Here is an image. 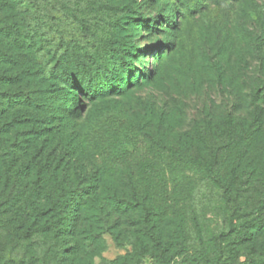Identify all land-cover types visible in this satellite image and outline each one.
<instances>
[{
  "label": "rangeland",
  "instance_id": "374dc122",
  "mask_svg": "<svg viewBox=\"0 0 264 264\" xmlns=\"http://www.w3.org/2000/svg\"><path fill=\"white\" fill-rule=\"evenodd\" d=\"M263 199L264 0H0V264H264Z\"/></svg>",
  "mask_w": 264,
  "mask_h": 264
},
{
  "label": "trees",
  "instance_id": "16d2710c",
  "mask_svg": "<svg viewBox=\"0 0 264 264\" xmlns=\"http://www.w3.org/2000/svg\"><path fill=\"white\" fill-rule=\"evenodd\" d=\"M132 72V64L128 62L127 60L123 61V78L128 79L130 78V74ZM137 76L136 73H133L132 78H135ZM122 84H117V88L120 89ZM87 88L89 90V93L92 95H101L105 91L99 88V86H91L87 84ZM259 99V94L257 92H254L252 95V103L254 104L253 111H252V117H253V124L250 125L248 129V134L251 133L252 131H256L259 126V122L261 121V113H262V108L261 106L257 103ZM258 126V127H257ZM145 137L149 138V135L144 133ZM116 150V149H115ZM114 150V151H115ZM112 155L108 156V159L110 160H119L120 159V154L113 152L111 153ZM214 163V159L211 161L210 160V165L212 166ZM71 189H68V196L69 199L65 204H67L66 207V212L67 213H72L75 217L72 219L75 220V222L78 223H83L84 220L90 219L93 221H101L102 219V213L106 215L107 212H116V213H126L127 211L125 210H120L121 206L123 204V199H119L113 194L112 197L110 196H105L101 197L99 194H97V188L98 186L96 183H88L84 186H80L79 184L70 187ZM75 194H72L74 193ZM47 204L44 207H41L37 209L35 212V215L33 216V219H30L27 225L25 226V229L23 232L19 233L18 236L19 238H29L33 235H41L43 233H48L52 230L53 226L46 224L43 225L41 224V218L42 217H49L51 215H54L56 213V210L61 209L62 205L61 200L59 199H53L51 195L46 196ZM136 201V198H133V202ZM63 204V205H65ZM132 203H130L131 205ZM264 205V199L262 203L257 207L261 208ZM134 207V203L132 204V209ZM133 210L129 211L132 212ZM103 215V216H105ZM128 218L134 219V216L132 213H129ZM115 221L111 222L105 229L112 233L113 237L117 240L119 234H121L119 228L117 225H115ZM115 226V229L119 230L116 232V230L112 229V227ZM45 227V228H44ZM44 228V229H43ZM44 230V231H43Z\"/></svg>",
  "mask_w": 264,
  "mask_h": 264
}]
</instances>
